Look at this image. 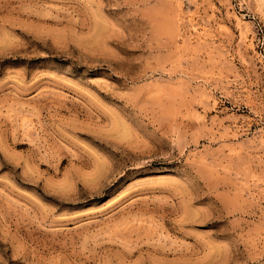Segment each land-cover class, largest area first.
I'll use <instances>...</instances> for the list:
<instances>
[{
    "label": "rangeland",
    "instance_id": "obj_1",
    "mask_svg": "<svg viewBox=\"0 0 264 264\" xmlns=\"http://www.w3.org/2000/svg\"><path fill=\"white\" fill-rule=\"evenodd\" d=\"M0 264H264V0H0Z\"/></svg>",
    "mask_w": 264,
    "mask_h": 264
}]
</instances>
